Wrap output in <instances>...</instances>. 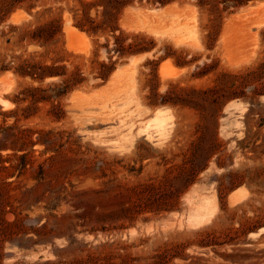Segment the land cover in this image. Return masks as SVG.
I'll list each match as a JSON object with an SVG mask.
<instances>
[{
	"label": "rangeland",
	"instance_id": "374dc122",
	"mask_svg": "<svg viewBox=\"0 0 264 264\" xmlns=\"http://www.w3.org/2000/svg\"><path fill=\"white\" fill-rule=\"evenodd\" d=\"M219 1L132 0L117 26L126 43L138 35L151 49L123 57L107 53L110 33L73 27L71 1H47L42 16L16 9L0 25V67L10 68L0 72V121L17 110L18 128L52 132L26 147L24 175L0 180L4 202L33 229L4 242L3 264H264V0ZM58 7V33L20 41ZM69 26L84 37L68 36ZM17 58L77 68L83 82L25 120L20 91L62 78L20 77ZM101 62L114 67L106 81ZM229 92L238 97L223 103Z\"/></svg>",
	"mask_w": 264,
	"mask_h": 264
},
{
	"label": "trees",
	"instance_id": "16d2710c",
	"mask_svg": "<svg viewBox=\"0 0 264 264\" xmlns=\"http://www.w3.org/2000/svg\"><path fill=\"white\" fill-rule=\"evenodd\" d=\"M47 1L50 0H0V25L13 13L16 9H23L29 15L35 10V16H42L45 13L51 12V7L44 6ZM59 3L73 2L74 4L69 8L73 18V27L79 31L86 32L88 34L96 35L99 32L110 33L113 38V47L108 48V40H106L105 47L107 53H117L119 57L135 55L149 51L151 48L147 46L144 37L135 35L132 42L126 43L127 35L121 32L117 26L118 16L121 11L129 4L132 0H51ZM161 5L168 2V0H157ZM250 0H221L222 3H231L233 7H239L245 5ZM218 1L216 2V4ZM40 7L39 10H36ZM95 10V17L90 16V10ZM63 8L58 7L56 16L51 18L49 21L41 26L36 27L33 30H24L20 36V41L29 40L40 42L41 44L46 43L61 29V13ZM98 16H100L99 19ZM10 29H15V26H9ZM116 32H118L116 34ZM111 57L109 56L108 59ZM6 66L0 67V72L9 70ZM64 66H58L55 64L43 65L31 62L26 59L17 58L16 64H14L13 72L20 77H29L38 82H43L46 78L61 77L60 83H51L46 87H25L20 91L19 94L22 97H17L16 102H28V105L21 108L23 119L27 120L36 114L40 104L51 103L53 99H58L65 96L72 88L79 86L83 82V78L79 72V69H74L70 73L64 72ZM114 71L112 64H106L104 62L99 63L98 76L106 81L108 76ZM54 92L53 95H48L47 91ZM230 94L224 96L223 103L227 100L237 98L236 94ZM58 109L57 106L53 105L52 110ZM15 116V120L12 125H7L6 117L8 115ZM3 117L0 121V175L4 174L5 177L0 178L2 182L8 177H20L27 171V166L30 165L27 154L24 153L26 147L33 146L34 144L48 143L44 140V137L52 135L51 131H44L43 129L36 130L30 128L20 129L16 126L19 121L17 118V110L9 113L1 114ZM58 119V118H56ZM17 130L16 133L13 131ZM36 133L38 134L35 141L32 140L31 136ZM11 150L13 154L10 156H2V151ZM20 152L21 154H18ZM15 160V164H11L12 160ZM10 163L5 165V163ZM40 172H41V166ZM1 177V176H0ZM38 176L36 179H38ZM8 186L9 183H3ZM2 185H0V264L2 250L4 248V242L11 241L12 235H27L29 231L33 229H27L22 223V217L17 211V208L9 202H4ZM35 187L24 190L21 194H32L35 192ZM45 192L42 193L44 195ZM54 193V192H53ZM52 204L48 206V209H55L57 206L59 196L52 194ZM8 207V209L6 208ZM6 214H12L14 219L7 221L5 219ZM42 228H45L42 225ZM20 245V244H18ZM21 247V246H19ZM12 264H19L14 262ZM29 264H51L49 261L44 262H33Z\"/></svg>",
	"mask_w": 264,
	"mask_h": 264
},
{
	"label": "bare ground",
	"instance_id": "6f19581e",
	"mask_svg": "<svg viewBox=\"0 0 264 264\" xmlns=\"http://www.w3.org/2000/svg\"><path fill=\"white\" fill-rule=\"evenodd\" d=\"M260 2H261V1H260ZM254 3H256V2H254ZM257 3H259V1H257ZM259 4H261V3H259ZM250 5H251V4H250ZM261 5L263 6V3H262ZM248 6H249V5H248ZM258 6H259V5H258ZM255 7H256L257 9L259 8V7H257V6H255ZM251 8L254 9V7H252V6H251ZM130 9H131V8H130ZM169 9H170V8H169ZM242 9H243V8H242ZM249 9H250V8H248V10H249ZM260 9H261V8H260ZM133 10H135V9H133ZM170 10H171V9H170ZM250 10H251V9H250ZM250 10H249V11H250ZM263 10H264V9H263ZM242 11H243V10H242ZM245 11H246V10H245ZM246 12H247V11H246ZM250 12H253V11H250ZM240 13H241V12H240ZM240 13H238V14H240ZM247 13H248V12H247ZM126 14H127V12H126ZM238 14H237V15H238ZM240 15H241V14H240ZM231 16H232V15H231ZM242 16H243V15H242ZM232 17H233V16H232ZM232 17H231V18H232ZM24 18H25V15H23V14L20 13V14H16V15H14V16L12 17L11 20H12V21H20V19H24ZM233 18H234V17H233ZM235 19H236V18H235ZM263 19H264V17H263ZM263 19H262V22H264ZM229 20H230V19H229ZM236 20H237V19H236ZM236 20H235V21H236ZM260 20H261V19H260ZM231 21H232V20H231ZM231 21H229V22H231ZM227 22H228V21H227ZM229 22H228V23H229ZM260 22H261V21H260ZM67 24H68V23H67ZM68 25H69V24H68ZM226 28L228 29V27H226ZM230 28H231V27H230ZM68 29H69L68 36H70V37L72 36V38L75 37L76 39L79 38V37H80V38H81V37H84V35H83L82 33L78 32V31H77L76 29H74L73 27L69 26ZM223 33H224V32H223ZM226 35H227V34H226ZM224 38H225V37H224ZM137 57L139 58V56H137ZM137 57H131V58H130L131 61H132V63H135L137 60L140 59V58L138 59ZM166 64H167V63H166ZM167 65H168V64H167ZM126 66H129V65H125V66L120 67V68L118 67V69L113 73V75H112V77H111L110 80H113V78L116 77V76L118 75L120 69L125 68ZM169 66H170V65H169ZM164 67H165V65H161V70L164 69ZM171 67L173 68V66H171ZM9 74H10V72L8 73V75H9ZM10 75H11V74H10ZM4 78H5V76H1V77H0V86H1V83L3 82ZM8 78H10V77H8ZM2 84H3V83H2ZM8 84H9V83H8ZM3 86L6 87V85H4V84H3ZM3 86H2V88H3ZM5 87H4V88H5ZM7 87H8V85H7ZM2 88H1V89H2ZM4 88H3V89H4ZM9 89H10V88H9ZM9 89H8V90H9ZM8 90H7V91H8ZM4 91H5V90H4ZM4 91H3V92H4ZM1 92H2V91H1ZM3 92H2V93H3ZM2 93H1V94H2ZM1 96H2V95H1ZM1 96H0V97H1ZM0 100H1V99H0ZM6 102H7V101H6ZM7 103H8V102H7ZM9 103H10V102H9ZM9 103H8V104H9ZM10 104H11V103H10ZM3 105H4V104H3ZM9 106H10V105H9ZM2 108H3V107H2ZM9 109H10V108H9ZM3 110H5V109H3ZM231 197L233 198V194L231 195Z\"/></svg>",
	"mask_w": 264,
	"mask_h": 264
}]
</instances>
